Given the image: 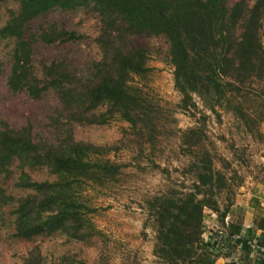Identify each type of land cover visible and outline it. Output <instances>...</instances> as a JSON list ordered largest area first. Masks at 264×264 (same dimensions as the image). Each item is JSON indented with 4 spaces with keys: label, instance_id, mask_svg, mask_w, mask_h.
Wrapping results in <instances>:
<instances>
[{
    "label": "trees",
    "instance_id": "16d2710c",
    "mask_svg": "<svg viewBox=\"0 0 264 264\" xmlns=\"http://www.w3.org/2000/svg\"><path fill=\"white\" fill-rule=\"evenodd\" d=\"M90 14L92 59L79 67L65 55L36 58L84 40ZM263 19L264 0H0V87L36 106L51 104L38 130L28 118L9 121L0 94V240L4 231L29 247L21 264H84L54 247H88L101 236L85 195L119 184L126 164L108 158L113 147L76 140L75 129L121 121L140 148L157 144L162 112L139 86L151 72L149 52L131 39L165 41L178 108L196 111L197 97L252 132L264 120ZM203 138L199 128L182 135L190 190L171 189L147 202L155 264H215L236 248L243 259L254 253L264 264V198H252L256 218L244 229L234 183L222 170L229 163L221 159L217 168ZM206 211L216 216L215 230L204 226Z\"/></svg>",
    "mask_w": 264,
    "mask_h": 264
},
{
    "label": "rangeland",
    "instance_id": "374dc122",
    "mask_svg": "<svg viewBox=\"0 0 264 264\" xmlns=\"http://www.w3.org/2000/svg\"><path fill=\"white\" fill-rule=\"evenodd\" d=\"M92 17L91 14L84 17L89 20L82 25L84 40L65 44L51 52L38 51L36 58H49L50 54L65 55L82 67L83 62L92 59L96 53L95 47L89 44L96 35V29H93L96 23ZM73 23H79L78 18H73ZM131 41L133 46L147 48L149 52L151 72L145 83L139 82V86L146 99L161 110L163 129H160L153 148L149 145L140 148L138 140L134 141L131 137L129 126L121 121H113L104 127L75 129L76 140L113 147L108 158L126 164L119 184L89 190L85 195L95 209L91 219L101 236L88 247L61 244L54 247V253L68 252L70 256H78L77 259L84 264H155L152 253L155 233L147 202L171 189L179 192L190 190L193 182L187 172L190 157L182 154L185 147L182 135L189 129L203 130V142L215 157L217 168L224 166L221 159L229 163L230 168L222 170L234 183L235 207L246 211L251 208V197L264 198V186L261 184L264 180V120L258 130L247 132L236 117L222 109H216V114L209 111L197 97H194L196 111L181 110L178 108L181 98L174 88L173 68L167 63L165 41L146 37H133ZM0 94L1 111L11 115L9 121L24 123L28 118L34 121L35 129L44 128L45 113L51 104L36 106L26 97H11L2 84ZM39 178L42 179V176ZM221 195L219 201L222 204L227 193ZM215 218L214 214L205 212L204 226L207 231L217 228ZM0 241V264H21V258L29 247L19 241L7 240L4 231ZM47 248L48 245L42 246L45 253Z\"/></svg>",
    "mask_w": 264,
    "mask_h": 264
},
{
    "label": "crops",
    "instance_id": "0c3cea01",
    "mask_svg": "<svg viewBox=\"0 0 264 264\" xmlns=\"http://www.w3.org/2000/svg\"><path fill=\"white\" fill-rule=\"evenodd\" d=\"M254 196V195H253ZM253 198V197H251ZM264 204V203H262ZM244 210V209H243ZM263 218H264V214H262ZM256 218V213H255V209L248 208L246 211L244 210V229H248L249 227H251L254 219ZM262 231H258L257 234H260ZM264 248V247H262ZM236 252L237 254H233L230 258L229 257H225V256H220L216 259L215 264H259L257 262L258 257H256V254H252L249 256V258L247 259H243L239 253H240V249L236 248ZM262 260H264V254L261 257Z\"/></svg>",
    "mask_w": 264,
    "mask_h": 264
}]
</instances>
